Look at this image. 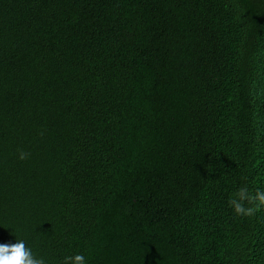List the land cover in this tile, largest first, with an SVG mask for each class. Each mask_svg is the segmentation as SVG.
Instances as JSON below:
<instances>
[{"label":"trees","instance_id":"trees-1","mask_svg":"<svg viewBox=\"0 0 264 264\" xmlns=\"http://www.w3.org/2000/svg\"><path fill=\"white\" fill-rule=\"evenodd\" d=\"M244 185L264 189V0H0V244L264 264Z\"/></svg>","mask_w":264,"mask_h":264},{"label":"clouds","instance_id":"clouds-1","mask_svg":"<svg viewBox=\"0 0 264 264\" xmlns=\"http://www.w3.org/2000/svg\"><path fill=\"white\" fill-rule=\"evenodd\" d=\"M30 153L20 150L18 159H28ZM229 206L237 216H252L257 210L264 207V189L257 188L250 191L247 185L241 186L228 201ZM0 264H45V260L33 255L23 240L12 244H0ZM62 264H86L83 254L66 256Z\"/></svg>","mask_w":264,"mask_h":264}]
</instances>
